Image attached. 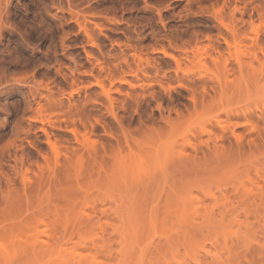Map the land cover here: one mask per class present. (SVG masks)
Wrapping results in <instances>:
<instances>
[{"label":"rangeland","instance_id":"374dc122","mask_svg":"<svg viewBox=\"0 0 264 264\" xmlns=\"http://www.w3.org/2000/svg\"><path fill=\"white\" fill-rule=\"evenodd\" d=\"M62 233L264 264V0H0V236Z\"/></svg>","mask_w":264,"mask_h":264},{"label":"bare ground","instance_id":"6f19581e","mask_svg":"<svg viewBox=\"0 0 264 264\" xmlns=\"http://www.w3.org/2000/svg\"><path fill=\"white\" fill-rule=\"evenodd\" d=\"M254 57H256V54H254ZM234 116L228 113V119ZM221 129L217 131V139L224 140L225 138H229L227 137L229 135L227 131L230 128L227 129L226 126H222ZM253 129L256 130V127L253 126ZM230 130L237 141H241L243 134L237 133L234 125L231 126ZM250 141L252 142V140ZM218 144L220 143H215V150L219 146ZM253 196L255 195L250 193L241 194L240 198L241 200H247ZM200 218H202V222H194V225L191 223L192 228L199 227L202 223L210 222L211 220L205 216ZM177 220L180 221L182 219L179 216ZM188 228L191 227L186 225L183 228H179V235H183L184 237L191 235L192 230ZM107 243L109 244V239L104 236L97 238L93 236H80L75 240L73 234L68 233L49 234L45 237L39 235L29 237L14 235L9 239L1 238L0 236V264H102L100 256L108 249Z\"/></svg>","mask_w":264,"mask_h":264}]
</instances>
